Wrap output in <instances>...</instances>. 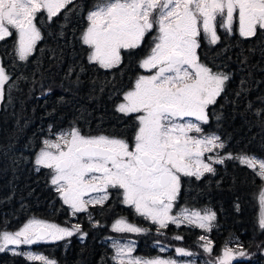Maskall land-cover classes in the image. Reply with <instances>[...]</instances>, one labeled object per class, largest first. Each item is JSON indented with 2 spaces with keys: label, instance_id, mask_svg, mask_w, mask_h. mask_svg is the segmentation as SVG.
Instances as JSON below:
<instances>
[{
  "label": "snow or ice",
  "instance_id": "1",
  "mask_svg": "<svg viewBox=\"0 0 264 264\" xmlns=\"http://www.w3.org/2000/svg\"><path fill=\"white\" fill-rule=\"evenodd\" d=\"M77 7L76 0H0V41L15 35V54L26 62L44 38L38 17L53 23L63 14L67 20ZM85 19L80 43L86 46L87 62L100 69H120L125 57L136 55L151 36L150 50L138 62L143 71L118 93L121 98L115 106L116 112L135 119V135L130 143L104 134L85 135L74 124L57 131L49 126L48 136L34 153L35 171L48 170L50 184L70 216L86 214L93 227L102 225L89 208L104 209L118 194L120 203L154 225L158 236H166L169 225L211 233L217 219L214 210L179 205L183 178L199 181L205 173L216 174L214 165L234 160L264 181V158L243 152L222 154L225 142L215 132L205 131L210 108L231 77L203 63L198 49L202 41L212 46L220 42L218 28L245 39L264 31V0H97ZM73 71L70 68L68 75ZM10 79L0 62V101ZM262 111L258 109L256 115ZM258 202V224L264 230V186ZM111 231L147 235L150 229L118 218ZM77 233L82 238L87 235L79 223L59 225L33 217L15 231L0 230V252L10 250L28 261L56 264L43 254L18 249ZM172 239L182 241L183 236ZM198 241L205 253H213L214 242L208 235H200ZM155 243L161 253L169 250L161 241ZM135 245L133 240L113 239L115 264H196L172 257H136ZM175 253L196 255L184 247H175ZM246 255L239 241L235 247L225 242L221 254L205 264H233Z\"/></svg>",
  "mask_w": 264,
  "mask_h": 264
},
{
  "label": "trees",
  "instance_id": "2",
  "mask_svg": "<svg viewBox=\"0 0 264 264\" xmlns=\"http://www.w3.org/2000/svg\"><path fill=\"white\" fill-rule=\"evenodd\" d=\"M76 3L77 10L67 20L63 14L53 18V23L38 17L44 38L26 62L19 61L15 54V35L0 41L1 62L11 76L0 102V230H16L33 217L54 221L66 213L50 184L48 170L37 172L32 163L49 126L57 131L74 124L86 134L103 132L127 138L136 131L135 119L116 112L115 106L121 98L118 93L126 90L139 73L136 58L148 53L151 36L146 37L136 55L125 57L120 69L90 65L79 37L87 26V12L97 0ZM200 54L213 70L231 77L217 104L210 108L207 125L225 142L222 153H252L264 158V111L256 115L258 109L264 110V31L258 30L257 36L248 39L224 33L217 45L203 42ZM70 68L74 71L69 76ZM215 168V175L205 173L199 181L183 178L179 204L190 208L209 205L217 211L220 227L213 236L219 245L233 234L244 237L248 224L256 229L258 193L264 181L238 161L226 160ZM120 199L114 194L109 210L120 205V215L143 226L142 217ZM165 232L166 236L182 235V244L196 238V230L184 225L179 229L169 225ZM157 237L152 228L147 235H139L137 252L154 256L156 250L151 245ZM35 248L52 259H65L67 264H111L103 261L100 256L106 259L105 255L92 246L79 248L76 254L73 250L61 251L55 242L39 243ZM0 264L40 262L6 250L0 252Z\"/></svg>",
  "mask_w": 264,
  "mask_h": 264
},
{
  "label": "flooded vegetation",
  "instance_id": "3",
  "mask_svg": "<svg viewBox=\"0 0 264 264\" xmlns=\"http://www.w3.org/2000/svg\"><path fill=\"white\" fill-rule=\"evenodd\" d=\"M234 27H235V25H234ZM224 33H226V32L223 29L218 28V35H220L221 39H222V35ZM231 36L241 38L238 35V32H234V34ZM203 42L204 41L201 42V45L203 44ZM198 55L200 56V59H201L200 49H198ZM138 56L136 58L137 62H139V60L144 57V56L143 57H140V56L138 57ZM201 61H202V59H201ZM0 62H1V56H0ZM139 70H140L139 73L143 71L141 69H139ZM214 71H216V70H214ZM220 71H222V70H220ZM135 76H134V78H135ZM134 78L132 80H134ZM204 127H205L206 132H215V131H210L207 128V125ZM215 133L218 134L217 132H215ZM83 134H85V135L104 134V135L114 136V137H118V138H125L130 143L132 141V138L135 135V133H134L132 138H127V137H124L121 135H112V134H107V133H103V132L92 133V134L83 133ZM220 151L222 152V150H220ZM233 155H236V154L234 153ZM248 155H255V154L248 153ZM214 167H216V165H214ZM262 186H264V182H263ZM113 197H114V195L111 197L110 201L113 199ZM109 204L110 203L105 205L104 209H101L99 206H97L95 209H93L91 207L89 208V211L92 212L93 219L100 221V224L102 225L101 227H93L92 224L89 222L86 214H77L76 217L70 216V209H68V207L66 205H62L64 210L66 211L65 215L58 218L57 220L49 221V222H55L59 225H65L66 222H68V226H70L71 224L79 223L82 226V231L84 233H87V235L82 238L81 235L79 233H77V234L73 235L72 237L65 238L64 240H61V241H56L55 242L56 246L59 249H61V251L73 250L74 254H76L75 252L79 248L90 247V246L96 247L98 250V254L101 253V254L105 255L106 259L102 255L100 256L103 258L102 259L103 261L108 260V261H110L111 264H115V262L113 261V255H114V249L112 248L113 239H118L122 243L127 242L128 240H133L136 242L135 251L133 252V254L140 255L137 252V248L140 246L139 235L133 234V233H114L111 231V225L118 218H126L129 222H133V221H131L124 214L120 215V205H118V207H116V208L109 210V208H108ZM203 208H211L217 214V211L209 205L204 206V207L199 208V209H203ZM258 212L260 213V207H259ZM122 213H124V209L122 210ZM258 217H259V214H258ZM142 219H143V223H144V225L142 227L143 228H149V229L152 228V232L156 234V227L154 225H151L149 221L144 220V218H142ZM45 221H48V220H45ZM133 223H135V222H133ZM214 224H215V227L213 228L211 233H205L202 229H195L196 230V238H195L194 242L191 243L189 241L190 243L183 245L184 248H189V249L195 251V253H196L195 256L188 257L187 258L188 260H194L196 262V264H205L206 261H208L210 259H214L215 257H217L221 254V249L223 248L225 242H229L230 246L235 247L236 242L239 241V243H241L243 245L244 250L246 251L247 255L245 257H238L236 260L233 261V264H264V230H261L259 228L258 221H257V226H256L255 230H252V228H251L252 225L248 224L247 230L244 234V237H242V235L239 236L238 234H235V235L233 234V235H230L228 239H226L222 244H219V245H216V243L214 241L215 238L213 236L215 231L220 227L218 214H217V219L214 222ZM187 228H189V227H187ZM200 235H208L209 238L214 242L213 253L211 255L205 253L203 251V249L201 247H199L200 242L198 241V237ZM156 241L154 240V242H152L151 246L153 248H155L156 254H157V253H161V252L159 251L158 247L156 246V243H155ZM53 259L56 261L57 264H67L65 259H64V261L58 257H55ZM72 263H73V261H72Z\"/></svg>",
  "mask_w": 264,
  "mask_h": 264
},
{
  "label": "rangeland",
  "instance_id": "4",
  "mask_svg": "<svg viewBox=\"0 0 264 264\" xmlns=\"http://www.w3.org/2000/svg\"><path fill=\"white\" fill-rule=\"evenodd\" d=\"M1 102V101H0ZM48 136V135H47ZM223 154V153H222ZM195 209H199V208H195ZM176 211V209H174V212ZM37 218V217H35ZM38 219H41V218H38ZM27 222V221H26ZM133 223V222H131ZM137 226H140L142 227L141 225L137 224V223H133ZM143 228V227H142ZM17 230V229H16ZM8 231H15V230H8ZM172 237L173 236H159L157 237V241H161L163 244L165 245H168L169 246V250L166 251V252H163V253H157L156 255L154 256H143V255H137V254H132L133 256H136V257H142V258H154V257H162V258H169V257H172V258H176V259H183V260H188L187 258L188 257H177L176 256V253H175V247H184L183 245L185 244H182L180 243L181 241H176L174 242V244H172ZM37 245V244H36ZM13 247V246H10V248ZM186 250H189V251H192L195 253V251L189 249V248H185ZM10 251V250H9ZM18 251H32V252H35V253H39V254H43L45 255L43 252L37 250L35 248V245H32V246H21L20 249H18ZM46 256V255H45ZM49 259L55 261L54 259L48 257ZM56 262V261H55ZM57 264V263H56Z\"/></svg>",
  "mask_w": 264,
  "mask_h": 264
}]
</instances>
